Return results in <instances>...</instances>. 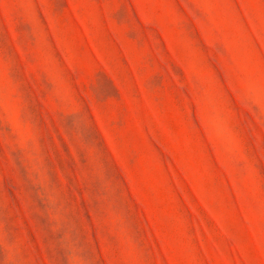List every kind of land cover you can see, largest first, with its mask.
Instances as JSON below:
<instances>
[{
    "label": "rangeland",
    "instance_id": "obj_1",
    "mask_svg": "<svg viewBox=\"0 0 264 264\" xmlns=\"http://www.w3.org/2000/svg\"><path fill=\"white\" fill-rule=\"evenodd\" d=\"M0 264H264V0H0Z\"/></svg>",
    "mask_w": 264,
    "mask_h": 264
}]
</instances>
